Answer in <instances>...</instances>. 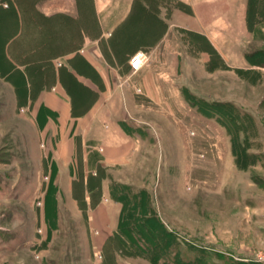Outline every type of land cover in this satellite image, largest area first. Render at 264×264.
Instances as JSON below:
<instances>
[{"label":"rangeland","instance_id":"rangeland-1","mask_svg":"<svg viewBox=\"0 0 264 264\" xmlns=\"http://www.w3.org/2000/svg\"><path fill=\"white\" fill-rule=\"evenodd\" d=\"M9 2L0 49L14 31ZM173 4L169 23L143 31V65H130L135 196L122 235L101 246L68 197L55 209L50 196L46 213L43 145L0 57V264H264V0Z\"/></svg>","mask_w":264,"mask_h":264},{"label":"crops","instance_id":"crops-1","mask_svg":"<svg viewBox=\"0 0 264 264\" xmlns=\"http://www.w3.org/2000/svg\"><path fill=\"white\" fill-rule=\"evenodd\" d=\"M99 1L10 0L14 31L0 49L7 83L15 93L21 83L43 145L45 211L50 196L55 209L68 197L77 219L85 215L94 246L117 228L122 203L112 186L133 181L126 169L141 150L127 123L132 92L125 84L138 72L129 57L152 44L143 31L152 37L175 12L174 0H103V9Z\"/></svg>","mask_w":264,"mask_h":264},{"label":"trees","instance_id":"trees-1","mask_svg":"<svg viewBox=\"0 0 264 264\" xmlns=\"http://www.w3.org/2000/svg\"><path fill=\"white\" fill-rule=\"evenodd\" d=\"M129 190H130V187L122 183H114L112 186V194L114 198L120 201L123 206L126 204V199H128L129 197L132 198L133 196H135L134 194L131 195V191ZM147 218L145 220H147ZM120 219H122V213L120 215ZM120 230H121L120 226L119 228L117 227V229L114 232V236L122 235V232H120Z\"/></svg>","mask_w":264,"mask_h":264},{"label":"built area","instance_id":"built-area-1","mask_svg":"<svg viewBox=\"0 0 264 264\" xmlns=\"http://www.w3.org/2000/svg\"><path fill=\"white\" fill-rule=\"evenodd\" d=\"M145 57L146 55L143 51H138L132 55L130 65L134 68V70L139 69L143 65Z\"/></svg>","mask_w":264,"mask_h":264}]
</instances>
